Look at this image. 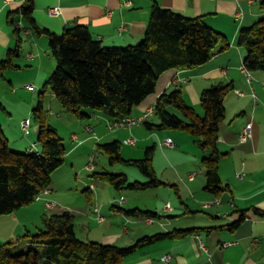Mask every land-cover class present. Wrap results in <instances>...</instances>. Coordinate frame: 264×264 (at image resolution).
I'll list each match as a JSON object with an SVG mask.
<instances>
[{
  "label": "trees",
  "instance_id": "1",
  "mask_svg": "<svg viewBox=\"0 0 264 264\" xmlns=\"http://www.w3.org/2000/svg\"><path fill=\"white\" fill-rule=\"evenodd\" d=\"M35 1L26 0L20 10L9 14L8 21L17 37L14 55L22 47V31L29 30L34 36L48 39L51 56L56 62L32 111L34 121L40 125L37 143L42 155L12 151L0 125V215H11L33 204L43 191L50 189L52 174L64 164L67 151L63 139L46 119L44 101L48 91L77 119L89 118L88 112L105 111L114 122L133 116L138 106L156 94L158 81L167 71L200 67L216 52L230 47L226 36L207 26L201 18H187L162 8L156 0H152L143 40L136 46L127 47H106L81 24L67 27L61 34L41 28L33 18ZM260 6L264 11V0ZM20 18L25 24L22 29L18 28ZM238 45L245 53L243 65L246 70L249 73L264 71V17L251 27L241 29ZM17 68L11 59L2 61L0 75ZM233 87L232 83H218L203 90L200 95L203 115H200L186 102L183 87L174 85L173 91L161 94L155 102L154 117L159 122L148 120L144 123L150 131L185 132L194 137L200 149L209 152L202 159L205 189L215 198L230 190L220 177V163L226 154L219 149V136L226 118L225 100ZM97 148L108 155L112 165L123 163L137 167L149 182L129 183L127 176L110 173H93L94 178L98 176L117 190H145L161 184L153 165L156 146L147 147L142 160L123 159L120 141L98 143ZM84 194H91V189ZM119 210L128 218H161L151 211ZM249 211L264 216V211L257 208L237 212L239 219L229 228L240 225ZM42 226L35 233L27 231L0 245V264H123L140 249L165 240L184 239L204 230L174 229L143 237L128 247H119L79 239L75 216L69 211L44 215ZM21 240H27L30 247L19 253L13 252L10 246Z\"/></svg>",
  "mask_w": 264,
  "mask_h": 264
},
{
  "label": "crops",
  "instance_id": "2",
  "mask_svg": "<svg viewBox=\"0 0 264 264\" xmlns=\"http://www.w3.org/2000/svg\"><path fill=\"white\" fill-rule=\"evenodd\" d=\"M127 1H130L131 5L127 4ZM156 1L162 8L173 10L187 18H201L207 26L226 36L230 47L223 52H216L209 62L200 67L181 71L170 70L164 73L158 81L156 94L150 96L138 106L134 115H141L146 109L154 106L157 98L167 92L172 85L186 86L189 93L194 97L195 103L200 101L203 90L218 83H232L234 89L236 86H240L244 74L241 68L245 53L238 45V36L241 29L251 27L264 17V11L260 6L262 0ZM25 2L26 0H0V63L11 59L12 64L19 67L9 69L3 75H0V101L2 103L0 125L4 136L8 140L10 149L19 153H28L31 145L37 142L40 125L33 120L32 116L37 101L36 91L38 86H44L56 68V64L50 56V49H48V39L34 36L29 30L22 31V47L17 55L13 53L17 47V37L8 21V16L10 13L20 10ZM152 4V0H36L33 18L41 28L48 29L56 34H61L67 27L81 24L87 26L94 39L101 41L106 47L136 46L144 38ZM53 7L60 8L61 13L59 16L55 17L49 14V9ZM20 22L24 27L23 19L20 18ZM31 55L32 57H30ZM256 78L263 80L264 73L256 74ZM28 85H34L35 90L26 88ZM250 85L253 86V80ZM16 86H25L26 90H20ZM52 95L50 98L53 101L54 96ZM250 96L253 99L252 95ZM241 97L246 96L244 94ZM260 98L261 95H258L257 99L254 100L259 101ZM227 101L228 96L225 102ZM247 103L245 110H249ZM258 105L255 103L254 111L256 114L253 111L254 118L257 117V114L263 115L264 113ZM16 106L22 107V111L16 113ZM241 106L243 105L241 104ZM241 112H244V110ZM88 113L92 117L86 118L83 122H87L86 130L93 135L84 138V142H88L92 138L99 141L98 143L121 142L131 136L137 137L134 128L110 131L108 126L113 120L105 111ZM60 116H63V114L60 113L58 117ZM27 119L31 121L29 134H26L21 128V123ZM245 124L234 126L233 124H227L225 120L221 124L219 147H222L226 156L220 163V177L222 183L228 186L230 190L219 197L221 200L219 204L215 203L209 207H205L204 204L216 199L209 191L204 188L205 192L195 195L200 201L198 203L203 205V209L210 211L211 220H206L205 223H201L200 226L202 227H198L204 230L199 231L194 236L180 239V243L173 247L174 253H172L173 257L171 256V262L176 256L175 261L177 264H264V216L249 211L248 217L240 225L233 229L229 228L230 225L238 221L239 215L237 212L252 210V208L264 211V189L255 190V184H245L244 177L245 174L251 175V165L259 162L260 157H264V142L262 139L264 128L261 123L256 126L255 121L253 123L252 139L242 143L239 134ZM50 125L56 128L52 123ZM144 129L137 130V138L149 144L152 133L146 127ZM22 133L28 138H22ZM73 137H77V140H74ZM179 137L181 136H176L173 132H166L162 136L165 139L173 138L175 141L177 139L176 142L182 146ZM79 139L78 134H72V141L77 142ZM75 150H77L75 146L72 147L67 156L73 154ZM242 159L243 161H241ZM226 160L231 163H224ZM222 162L223 165L225 164V168L233 165L229 174L223 172ZM238 175L242 177L239 178ZM195 181V179H188V182L191 183H195ZM93 186V184H90V188ZM50 190L51 193L44 196L46 200L42 198L40 201L44 203L50 200L62 202L63 199L60 196H64L69 191V189L61 188L56 180L52 181ZM88 196L93 198L91 194H88ZM57 206L59 205L57 204ZM40 207H43L45 211L54 208H48L45 204L42 206L34 204L29 206L28 209L29 211H40ZM185 212H190L188 206ZM222 214L227 215L228 218L222 217ZM10 217L18 221L16 229L21 230L23 225L17 214L15 213ZM214 218L224 220L215 221ZM24 230L30 231L26 224H24ZM90 234H92L91 229ZM117 237L116 235L106 236L105 240L112 242ZM227 242L236 243L228 248L219 247L220 244ZM201 244L205 248H202ZM148 263L149 260L143 264Z\"/></svg>",
  "mask_w": 264,
  "mask_h": 264
},
{
  "label": "rangeland",
  "instance_id": "3",
  "mask_svg": "<svg viewBox=\"0 0 264 264\" xmlns=\"http://www.w3.org/2000/svg\"><path fill=\"white\" fill-rule=\"evenodd\" d=\"M53 62L56 64L54 59ZM256 72H250L253 78V86L247 82V75L244 73L240 86H236L235 89L228 94V101L225 102V122L227 124L240 126L242 123H246L243 126L244 128L247 123L252 121L254 123L256 121V126L258 123H261L264 128V113L263 115L257 114L255 118L253 117L255 103L259 104L258 107L264 112V79L256 78V74H263L264 71ZM16 87L20 90H26L25 86ZM42 88L43 86H38L36 91L37 101ZM173 90L174 85L170 86L167 92L169 93ZM253 90L256 92L257 96L261 95L259 101H255L257 98L253 96V99L251 98L250 95H252ZM183 91L186 102L194 107L198 114L203 115L200 101L197 102L198 104L194 102V97L189 93L186 86L183 87ZM242 93L245 94L246 97L242 98L240 96ZM52 94L51 91H48L45 95L44 109L47 112V123H52L56 126L58 131L51 125L63 139V144L67 149V153L74 146L75 149H77L69 156L66 154L64 164L52 174V181L56 180L61 188L69 189V191H67L64 196H60L63 199L62 202L50 200L44 203L40 201L42 198L45 199L44 196H41L39 200L31 204H38L39 206L45 204V206H47V203L52 202L55 206L54 208L52 207L53 209L51 210L47 209L45 211L43 207H40V211H29V206L18 210L16 214L23 225L21 230L16 229V223L18 221L10 217L13 214L0 215V218H6L0 219V245L10 242L14 237L25 235L27 231L24 230V224L28 226L31 232L35 233L39 228L43 227L42 217L44 215L59 214L64 211H69L74 214L76 233L79 239L102 244H112L119 247H128L143 237L167 233L174 229H199L198 227H202L200 226L202 225L201 223H205L206 220H211L210 211L204 210L203 205L198 203L200 201L195 196L197 193L201 194L205 192L206 177L202 159L208 156L209 152L200 149L195 143L194 137L178 130H163L150 131L152 136L150 137L151 140L149 144L139 139L137 145L128 146L124 145L123 141H121V157L125 160H142L145 157L146 148L156 146L153 165L157 179L161 184L155 188H147L145 190H133L130 188L117 190L98 176L94 178L92 174H122L127 176L129 183L139 182L141 184L148 183L149 178L137 167L123 163L112 165L108 155L97 148L99 141H96L94 138L90 139L88 142H84V138L93 135L86 130L87 122H83V120L86 119H77L74 115L67 112ZM51 95L54 96L53 101L50 98ZM246 103L249 110H245ZM241 104L243 106H241ZM242 110H244V112H241ZM21 111L22 107L15 108L16 113ZM60 113H62L63 116L58 117ZM91 117L92 115L90 114V118ZM69 118L74 120V123L69 120ZM150 120L153 123L159 122L154 116L151 117ZM143 127L145 128L144 124L141 127H134L135 136L138 137V129L145 130ZM166 132H173L176 136H181L178 139L182 141V146L176 142L177 139L176 141L174 140V137V139H172L177 144L175 149L163 147L161 142L164 141L165 138H162V136L166 134ZM73 133L78 134L80 137L77 142L71 140ZM21 135L22 138H28L24 133ZM262 139L264 142V134ZM80 141L81 143L79 144ZM105 143L109 142H100V144ZM219 149L222 153L224 152L222 147H219ZM92 158L95 162L94 169L91 171L88 169V166ZM260 158L261 160L259 162L251 165V175H244L245 184H255V190L264 189V157ZM241 161H243V159ZM228 162L230 161L226 160L224 163ZM224 165L222 162L221 166L223 172L229 174L233 165L227 168H225ZM190 174L194 175V179L196 180L195 183L188 182ZM90 184L94 186L90 188ZM89 188L91 189V195L93 196V198H91L93 202L89 200L88 195L84 194ZM122 200L124 203H122ZM56 203L59 206H57ZM166 204L171 205L173 209L172 212L165 211ZM187 206L190 208L189 213L185 212ZM96 209H98V213ZM119 209L126 211L133 209L151 211L158 213L161 218H155V224L149 225L146 219L128 218L124 212ZM99 214L104 218V222L106 221L105 223H99L97 218ZM221 216L223 217L224 214ZM213 220L217 221L224 219L214 218ZM90 229L92 230V234H90ZM111 235H116L118 237L112 242L105 240L106 236ZM180 241L181 240H165L140 249L127 257L123 264H143L148 260V264H177L175 261L176 256H174L172 262L170 261L171 263L163 261L162 257L166 255L173 257V247L177 246ZM10 247L13 252L19 253L25 248L30 247V245L28 246L27 240H21L12 244Z\"/></svg>",
  "mask_w": 264,
  "mask_h": 264
},
{
  "label": "built area",
  "instance_id": "4",
  "mask_svg": "<svg viewBox=\"0 0 264 264\" xmlns=\"http://www.w3.org/2000/svg\"><path fill=\"white\" fill-rule=\"evenodd\" d=\"M126 3L131 5L130 1H127ZM60 13H61V10H60L59 7H53V8L49 9V14L51 16L57 17V16L60 15ZM18 28L22 29V25L19 24ZM27 32H29V31H27ZM30 57H32V55ZM241 69L247 75V81L251 84L252 80H253L251 74L246 70L244 65H242ZM26 88L31 89V90H35V86L34 85H28V86H26ZM241 96H244V94L242 93ZM252 96L254 98H257L256 92L254 90L252 91ZM154 107L155 106H152V107L146 109L141 115H138V116L133 115V116H129V117H126V118L118 120V121L111 122L109 124V126H108V129L110 131H114V130H117V129H132L134 127L142 126L145 122H147L148 120H150L151 117L154 116V109H155ZM30 125H31V121L29 119L24 120L21 123V128L26 134H29V132H30ZM252 137H253V122H249L242 129L241 133L239 134V139H240V141L242 143H245V142L249 141L250 139H252ZM73 139L77 140V137H73ZM137 143H138V139L136 137H134V136H131V137H129V138H127V139H125L123 141V144L124 145H128V146H135V145H137ZM161 145L163 147H167V148H175L176 147L175 142L171 138H167L164 141H162ZM29 152L35 154L36 156H41L42 155L37 142L33 143L31 145V148H30ZM94 162L95 161L92 158L91 161H90V164L88 166V169L91 170V171L94 169ZM238 177L241 178L242 176L238 175ZM189 180H194V175H191L189 177ZM50 193H51V190L47 189V190L43 191V193H41L36 198V200H39L41 198V196H45V195H48ZM220 202H221V200L219 198H216L213 201L205 203L204 206L205 207H209V206H211V205H213L215 203L219 204ZM122 203H124L123 200H122ZM54 206H55V204L52 203V202L47 203V207L48 208H52ZM165 210L166 211H171L172 210L171 205L170 204H166ZM98 212L99 211L97 209V213ZM223 217H227L228 218L227 215H224ZM97 218H98L99 223H103L104 222V218L100 214L98 215ZM146 222H147V224L153 225L155 223V220H153L151 218H148V219H146ZM234 243H236V242L222 243V244H220L219 247L220 248H228V247L232 246ZM201 247L205 248L203 244H201ZM162 260L165 261V262H170L171 256L166 255V256H164L162 258Z\"/></svg>",
  "mask_w": 264,
  "mask_h": 264
}]
</instances>
